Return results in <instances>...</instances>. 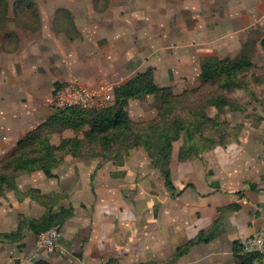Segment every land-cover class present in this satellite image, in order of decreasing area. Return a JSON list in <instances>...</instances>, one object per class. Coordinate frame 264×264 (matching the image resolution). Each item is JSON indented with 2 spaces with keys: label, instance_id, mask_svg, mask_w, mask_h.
<instances>
[{
  "label": "crops",
  "instance_id": "0c3cea01",
  "mask_svg": "<svg viewBox=\"0 0 264 264\" xmlns=\"http://www.w3.org/2000/svg\"><path fill=\"white\" fill-rule=\"evenodd\" d=\"M113 2L102 18L91 6L59 5L53 17L24 28L19 48L0 49V161L55 114L57 84L114 91L151 71L158 88L181 94L200 86L205 58H238L254 29L264 26V0ZM66 12L70 18H63ZM152 97L129 101L132 121L157 117ZM134 102L140 103L136 117ZM178 152L174 144L175 191L143 147L120 162L67 156L54 178L43 172L19 177L21 192L37 190L49 204L8 193L0 199V234L16 232L20 217L41 219L47 209L73 214L54 252L38 249L29 228L15 241L0 238V264H239L241 242L264 230V125L244 128L197 159L180 161ZM200 235L206 239L198 243ZM254 264H264V257Z\"/></svg>",
  "mask_w": 264,
  "mask_h": 264
},
{
  "label": "trees",
  "instance_id": "16d2710c",
  "mask_svg": "<svg viewBox=\"0 0 264 264\" xmlns=\"http://www.w3.org/2000/svg\"><path fill=\"white\" fill-rule=\"evenodd\" d=\"M30 7L27 6V8ZM9 11V1L0 0V38L2 47L6 48L5 51L15 50L8 47L10 44L8 39L12 37V34L6 31V25L10 22ZM35 15L40 19L38 10ZM254 69L256 66L250 54L242 49L240 56L234 60L205 58L201 64L200 86L196 89L174 94L169 88H158L154 83L153 73L148 71L116 88L113 103L104 110L56 111L43 124L19 140L14 151L0 162V198L5 196L8 190L17 191L16 178L19 175L43 172L47 178H54V171L64 164L67 156L81 159L82 151L86 148V153L89 155L88 160L101 158L120 162L130 149L143 147L153 165L160 171L166 187L170 191H175L170 170L174 142L182 137L186 142V147L184 146L179 152L180 161L200 158L203 153L216 148L219 144L206 137L205 129L208 127L212 131L213 127H218L220 124L216 118L207 115V109L215 108L219 113L227 109L230 111L240 109L229 100L226 94L237 90L252 91L248 78ZM252 77H256L255 74H252ZM216 85L219 86L218 92L206 95L204 105L199 107L194 97L203 87ZM58 87H60L59 84L55 89ZM147 95H155L159 102L157 117L148 122L132 121L127 111L129 101ZM179 111L182 112L181 115H178ZM86 125L90 127V130L86 133L84 141L73 138L65 139L58 146L51 144L52 135L62 129L73 128L77 131ZM197 138H199L198 143L195 142ZM86 140L89 145L98 142L100 147L93 149L86 146ZM200 144L203 147L199 148ZM72 214V209L64 208L61 211L48 213L40 220L27 221L26 226L34 234L39 235L51 228L62 227ZM23 226L20 225L16 232L0 234V238L15 241L21 236ZM205 239L206 235H200L196 242L200 243ZM189 246L179 248L175 259L181 257ZM236 255L239 264H254L264 257L262 255H240V251H237ZM38 264L46 263L39 262Z\"/></svg>",
  "mask_w": 264,
  "mask_h": 264
},
{
  "label": "rangeland",
  "instance_id": "374dc122",
  "mask_svg": "<svg viewBox=\"0 0 264 264\" xmlns=\"http://www.w3.org/2000/svg\"><path fill=\"white\" fill-rule=\"evenodd\" d=\"M10 4V22L7 23V29L6 31L12 34V37L9 38V42L11 46H8L9 49H17L20 47V43L22 41V36H24V28L31 27L35 28L37 27V21H39L38 18H36L35 12L36 10L39 11V18H49L53 17L54 10L56 11L59 5L62 6H68L72 7L76 4L81 5L82 8H88L91 6L94 11V16L98 18H102L106 16V9L108 8V0H8ZM120 0H114L113 3H118ZM21 4V5H20ZM18 5H20L18 7ZM115 5V4H114ZM27 6H31L30 8H27ZM117 8V6H115ZM52 9V10H51ZM118 9V8H117ZM51 10V11H48ZM63 18H70L68 16V12L65 13ZM83 17V16H81ZM29 29V28H27ZM1 40V38H0ZM246 40V39H245ZM0 49L4 50L6 48H3L0 46ZM243 49L245 52L249 53L252 59V62L256 66V69H254L250 74L248 78V83L251 86V90L249 92L244 91H235L233 93H227V97L229 100L236 104L240 109L237 111H230L225 110L223 112L217 111L215 108H208L207 109V115L211 118H216L217 122L220 124L218 127H213V130L211 131L208 127L205 129V134L207 138H211V140L215 141L216 143L225 144L226 142H231L234 137L237 135L238 132L245 129H252L256 130L259 129L261 126L264 125V26H257L252 34L249 36L247 41L243 43ZM252 74H255L256 77H252ZM56 87V86H55ZM219 86L216 85L214 87L207 86L203 87L194 98L196 100L197 105L199 107L204 105V98L206 95H210L215 92H218ZM159 102L156 98H150L148 100V104L151 109L152 107L157 108V104ZM139 104L138 102H134L131 106L132 116L136 117L137 111L139 110ZM150 109L147 116H152V110ZM182 112H178V115H181ZM90 130V127L88 125L81 127L77 131L73 128H66L62 129L60 132L55 133L52 135L50 142L52 145L58 146L60 145L65 139H73L78 138L81 140H85L86 133ZM211 131V132H210ZM196 143H198L199 138L196 139ZM176 151L179 147L180 150L185 146L186 142L184 140V137L179 139L178 141L174 142ZM173 144V145H174ZM17 145V144H16ZM86 146L92 147L93 149H97L100 147L98 142H94L91 145L88 144L87 140L85 143ZM206 146V145H204ZM208 146V145H207ZM88 147V148H89ZM203 147V145L198 146ZM14 150H12L13 152ZM11 152V153H12ZM87 148L82 151V154L80 156L81 159L84 161H90L88 160V153ZM178 152V154H179ZM10 153V154H11ZM9 155H7L5 158H7ZM70 156V155H69ZM4 158V159H5ZM2 159L1 161H3ZM0 161V162H1ZM23 175L28 174H21L16 178V190H8L5 194V196L13 192L16 196H30L33 200L40 202L42 204V201L44 204H49V197H43L45 195H41V192L37 190H32L30 192L23 193L18 188L17 180L19 177ZM5 196L1 197L0 199L4 198ZM50 211L56 212L53 209H50ZM49 209H47L45 217L48 213L51 212ZM42 217V218H43ZM41 218V219H42ZM34 220V219H32ZM36 220V219H35ZM40 220V219H39ZM20 225L23 226V230L28 228L26 226L27 220L25 217H20ZM23 230H21V236L23 234Z\"/></svg>",
  "mask_w": 264,
  "mask_h": 264
},
{
  "label": "built area",
  "instance_id": "2783aa9c",
  "mask_svg": "<svg viewBox=\"0 0 264 264\" xmlns=\"http://www.w3.org/2000/svg\"><path fill=\"white\" fill-rule=\"evenodd\" d=\"M114 101V91L107 86H89L81 82L61 84L54 90L55 111L78 109L81 111H101ZM61 227H54L36 236L38 249L54 252L62 239ZM243 255L264 256V230L255 232L241 242Z\"/></svg>",
  "mask_w": 264,
  "mask_h": 264
}]
</instances>
